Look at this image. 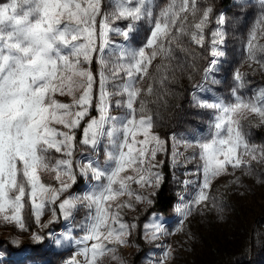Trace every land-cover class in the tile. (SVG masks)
<instances>
[{
  "label": "rangeland",
  "instance_id": "obj_1",
  "mask_svg": "<svg viewBox=\"0 0 264 264\" xmlns=\"http://www.w3.org/2000/svg\"><path fill=\"white\" fill-rule=\"evenodd\" d=\"M224 2L195 0L196 12L193 15L192 0H189L188 11L181 13L177 20L179 27L187 17L183 20L186 32L180 37L179 44L170 46L174 59H167L172 64H168L172 69L171 87L159 93L158 101L154 98L156 87L151 93L147 92L157 68L166 58L157 56L148 68V75L143 80L136 78L141 91L134 105L135 116L137 119L151 117V134L160 140L154 159L149 155L146 167L159 175L160 182L149 187L130 181L132 195H122L109 202L111 210L128 225V235L123 237V244L115 239L111 242L103 240L104 246L112 251L98 257L96 264H264V119L258 114L241 110L233 116L244 139L255 149L256 159L243 156L245 163L240 167L228 166L227 172L212 179L210 188L205 190L208 199L193 203L203 181L201 149L196 142L211 138L214 131L211 126L218 114L217 109L202 106L201 102L230 105L236 102L237 97L246 102L264 101L261 96L264 93V67L248 56L249 39L255 33L252 43L257 49L256 57L264 62V53L258 50L264 48V6L259 0H229L227 5ZM135 3L133 0V6ZM170 3L171 0H152L151 5H145L151 7L152 16L145 15L135 22L130 19L110 20L113 29L125 31L131 24L132 30L127 39L118 31L108 33L105 59H115L109 56L114 49L145 47L150 53L151 48L146 46L155 20ZM113 5L114 0H101L100 15L96 17L97 51L92 54L90 62H81V67L90 71L94 78L87 114L79 126L71 130L60 124L53 125L73 137L71 156L57 153L54 149L46 153L53 167L58 160H70L75 179L70 180L62 174L57 179V172L53 170L39 171L40 182L46 187L59 190L62 183L68 186L54 202L45 203L39 222L27 195L22 210L23 229L0 218V264H71L73 258L83 259L76 254L83 247L80 242L86 235L90 212L94 209H89L84 203H76L71 216L65 217L59 206L64 200L91 192L98 183L104 182L93 179L91 172L81 175V167L86 161L101 169L113 166L108 161V152L112 149L106 136L101 138L95 149L83 143L84 130L100 116L101 71L111 76V65L102 68L100 63L99 32L102 20L113 11ZM209 8L212 11L203 26L204 39L197 43L192 40V33L197 32L194 25ZM175 32L174 28L173 34ZM214 32L223 33V38L215 37L213 45ZM213 48L223 55L214 56ZM214 60L215 66L209 70ZM237 73L240 81L235 78ZM115 82H125L123 72ZM106 88L110 92L113 90L111 80ZM81 94L82 90L74 93L77 98ZM53 98L59 103H74L73 96L66 94L57 93ZM126 100V94L111 96L107 115L117 121L129 117L131 112ZM119 135L122 139L123 134ZM136 139L143 140L144 137L137 134ZM239 152H243V148ZM163 167L169 170L171 189L175 193L166 214L153 208L155 192L163 179ZM121 176L138 179V174L130 168ZM18 180H23V177L18 176ZM137 195L143 199L138 201ZM184 205H190V209H185L186 216L177 211ZM154 224L164 229L158 239H152L145 233V226ZM113 227L118 228V225ZM91 243L94 241H89V246Z\"/></svg>",
  "mask_w": 264,
  "mask_h": 264
},
{
  "label": "snow or ice",
  "instance_id": "obj_2",
  "mask_svg": "<svg viewBox=\"0 0 264 264\" xmlns=\"http://www.w3.org/2000/svg\"><path fill=\"white\" fill-rule=\"evenodd\" d=\"M264 6V0H259ZM152 0H114L113 11L105 15L100 25L99 53L102 68L111 65V76L100 74L99 119H93L84 130L83 143L96 148L102 137H107L111 149L108 161L113 165L109 169L94 167L86 161L81 167V175L91 172L93 179L104 181L98 183L91 192L64 200L60 209L65 217L71 216L76 203H84L89 209L91 220L84 239L83 247L77 252L82 260L72 259L71 264H96L97 258L112 251L104 246L103 240L113 239L123 244V237L128 235V225L122 222L117 212L111 210L110 201L122 195L131 196L129 182L135 181L149 187L158 185L160 177L146 167L148 158L154 159L160 145L159 137L151 134V117L136 118L134 107L140 89L139 81L148 75V68L157 56L166 59L172 55L171 44H179L180 37L185 34L183 20L177 27L180 14L188 11L189 0H171L170 5L161 10L154 23V29L145 47L139 49L113 50L109 56L114 60L105 59L108 46V33L118 31L128 38L132 30L130 24L125 31L113 29L110 20L130 19L135 22L145 15L152 16ZM101 0H4L0 2V218L5 222L19 225L23 229L22 210L27 195L32 202V210L37 222L46 202H54L67 184L62 183L59 190L50 189L40 182L39 171L53 170L57 179L61 174L68 179H75L70 160H58L55 166L49 164L46 153L55 150L71 156L69 133L59 131L54 124L63 125L69 130L78 127L80 120L87 114L91 104L94 78L90 71L81 67V62H90L91 56L97 51L96 17L100 15ZM192 14L195 15V0H192ZM211 8L203 13V18L194 25L197 32L192 33V40L202 43L203 26L206 24ZM221 23L223 17H221ZM176 29L173 34V29ZM215 37L223 38V33L214 32ZM249 39L248 56L264 67V62L257 59L252 39ZM264 53V48L258 49ZM214 56L223 55L213 48ZM212 61L209 70L214 68ZM157 71H160L158 68ZM124 73V83H116L120 73ZM167 79V77H164ZM236 80L240 81L239 73ZM111 80L113 90L110 92L106 84ZM82 90L77 98L74 93ZM151 85L148 92L151 93ZM73 96L72 105L59 103L53 97L56 94ZM127 96L126 106L131 115L123 121L109 117L110 97L113 95ZM235 94V90H234ZM264 97V93H261ZM202 106L218 110L214 130L210 139L197 141L201 149L200 159L203 161V181L193 203L206 201L207 189L212 179L227 172L228 166L240 167L245 161L243 156L256 159L255 149L250 147L239 130V123L233 119L234 114L241 110H249L264 119V101L246 102L237 97L234 104L225 105L221 102H201ZM76 109L73 111V109ZM144 105L141 102V110ZM120 133L123 138H120ZM137 134L144 137L137 140ZM154 142V143H153ZM243 148V152L239 150ZM264 155V153H262ZM138 174L122 177L126 169ZM22 176L23 180H18ZM48 193H52L48 196ZM136 199L143 197L137 195ZM131 207V205H128ZM184 205L177 209L185 216ZM113 225H118L113 227ZM164 229L159 224L145 226L146 235L158 239ZM39 239V237H36ZM103 238V239H102ZM94 241L89 246L88 242Z\"/></svg>",
  "mask_w": 264,
  "mask_h": 264
},
{
  "label": "trees",
  "instance_id": "obj_3",
  "mask_svg": "<svg viewBox=\"0 0 264 264\" xmlns=\"http://www.w3.org/2000/svg\"><path fill=\"white\" fill-rule=\"evenodd\" d=\"M225 5L229 3V0H225ZM169 59H174L173 57ZM168 59V60H169ZM167 59L164 62H161L159 65L160 71L156 70V74L154 77H152V82L151 86L154 90V87H156L157 95L154 97L159 100V93L164 91L165 89H169L171 87V67L172 64L168 63ZM170 64V65H168ZM158 69V68H157ZM170 70V71H169ZM167 77L165 79L164 77ZM174 82V80L172 81ZM149 93V92H147ZM148 99V97H146ZM164 101H161V103ZM163 104V103H162ZM163 179L158 187V189L155 192V197H154V203H153V208L155 211L166 214L168 212V209L171 207L173 201H174V191L171 189V177L169 170L166 167H163Z\"/></svg>",
  "mask_w": 264,
  "mask_h": 264
}]
</instances>
